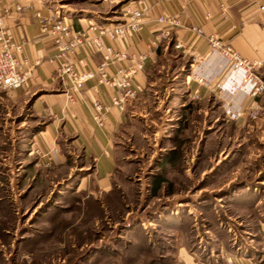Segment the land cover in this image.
<instances>
[{
	"label": "rangeland",
	"instance_id": "1",
	"mask_svg": "<svg viewBox=\"0 0 264 264\" xmlns=\"http://www.w3.org/2000/svg\"><path fill=\"white\" fill-rule=\"evenodd\" d=\"M44 1L79 22L118 14L101 0ZM173 58L187 70V59ZM168 70L157 83L161 104L153 97L147 111L131 110L112 191L97 197L76 190L83 176L42 167L31 150L30 111L6 117L0 264H228L236 256L262 264L264 125H205L201 104L190 99L193 116L176 129L174 97H189ZM174 150L177 159L166 162ZM159 177L167 183L155 195Z\"/></svg>",
	"mask_w": 264,
	"mask_h": 264
},
{
	"label": "crops",
	"instance_id": "2",
	"mask_svg": "<svg viewBox=\"0 0 264 264\" xmlns=\"http://www.w3.org/2000/svg\"><path fill=\"white\" fill-rule=\"evenodd\" d=\"M19 6L21 10H18ZM101 6L113 7L118 14L107 16L110 19L84 18L87 22H79L81 19L61 17L60 11L44 0H0L4 26L13 40L22 44L21 60L24 68L32 71L28 90L16 95L0 90V131L3 121L11 116L13 110L15 113L24 109L30 111L37 123V128L31 129V150L39 156L43 168H63L69 175L83 176L76 180V190L89 189L88 193L94 197L112 191L120 151V133L128 122L131 110L147 111L153 97L155 104H161L157 83L166 67L169 68L166 76L174 74L180 79L178 91L189 97L188 100L180 96L178 93L181 92L175 88L172 90L173 95H179L174 97L179 104L176 129L183 120L185 122L193 116L195 108L187 104L188 101H195L192 96L197 89L199 100L196 101L202 106L197 110L204 113L201 122L205 125L219 121L240 127L252 121L257 126L264 125V96L251 98L245 71L231 65L218 51L211 50L208 41L215 34L242 58L264 61V0H101ZM128 6L144 10V24L125 42L111 41L103 36V43L127 52L129 57H146L145 69L136 78L141 92L136 99L126 103L124 111L118 107L110 109L105 126L99 127L94 119V104H106L120 95L118 90L94 80L74 101H69L66 94L69 83L61 78L59 66L54 61L57 48L53 36L43 30L36 13L39 12L49 22L66 21L74 31L86 33L91 40L99 33L92 25L102 28L119 24L124 20L122 12ZM161 16L177 18L179 26L172 29L170 39L151 48L152 40L164 28L158 22ZM194 28H201L202 35H197ZM175 44H183L185 48L176 50ZM174 54L187 59V70L173 65L176 61ZM104 58L103 50L85 44L72 53L70 62L76 71L96 70ZM132 64L129 58L125 63L110 67L109 72L114 73L116 69ZM260 73L264 78V69ZM196 78L203 79L204 84L198 85ZM210 110L214 113L211 118ZM252 113L256 114L255 119L251 117ZM174 152L169 154L166 162L173 163ZM90 187H93L92 190ZM261 229L264 232V224ZM232 258L234 264H258L247 257Z\"/></svg>",
	"mask_w": 264,
	"mask_h": 264
},
{
	"label": "built area",
	"instance_id": "3",
	"mask_svg": "<svg viewBox=\"0 0 264 264\" xmlns=\"http://www.w3.org/2000/svg\"><path fill=\"white\" fill-rule=\"evenodd\" d=\"M18 10H21L20 6ZM262 10H264V6H262ZM122 13L124 20L119 24L104 26L102 28H99L97 25H92L91 27L98 30L99 33L91 40L86 33L74 31L66 21L49 22L42 18L39 12L36 13V17L40 20L43 30L50 32L53 36V42L57 48L54 61L59 66L61 78L69 83L66 91L69 101H74L85 86L94 80L101 85L118 90L120 94L118 97L112 98L106 104L100 102L94 104V119L99 127L105 126L106 114L110 109L118 107L121 111H124L126 103L129 100L136 99L141 92L139 86L136 85V78L145 69L146 57L144 55L129 57L127 52L118 50L113 46H105L103 43V36H106L111 41L125 42L132 38L145 22L143 9L128 6ZM158 22L163 24L164 28L152 40L150 44L151 48H155L163 40L170 39L172 29L179 26V22L175 17L161 16ZM194 32L197 35H202L203 33L201 28H194ZM208 41L211 50L218 51L231 65L237 66L245 71V80L250 85L251 98L264 96V78L260 73V70L264 69V61H251L242 58L232 47L225 45L215 34L210 36ZM85 44H92L96 49L103 50L105 52V58L96 70L83 69L76 71L70 62L71 55L75 50ZM0 46V90L13 95L28 90L31 84L32 71L26 70L21 60L23 46L15 42L7 32L4 26V18L1 16ZM174 48L180 50L184 49L185 46L183 44H175ZM129 58L133 62L131 66H126L125 68L120 67L114 73L109 72L110 67L120 62L125 63ZM83 65L84 63L81 62V67ZM195 81L198 85L204 84L201 78H196ZM192 99L199 100L198 89L193 92ZM251 117L255 119L256 114L252 113ZM228 264H234V262L229 261Z\"/></svg>",
	"mask_w": 264,
	"mask_h": 264
},
{
	"label": "trees",
	"instance_id": "4",
	"mask_svg": "<svg viewBox=\"0 0 264 264\" xmlns=\"http://www.w3.org/2000/svg\"><path fill=\"white\" fill-rule=\"evenodd\" d=\"M174 154H175V156H174ZM174 154H173V157H175L174 158V160H173V163L175 162V160L177 159L176 158V153L174 152ZM164 183H167V180L165 179V178H163V177H159L157 180H155V182H154V194L156 195L157 193H158V191L162 188V185L164 184ZM96 200V199H95ZM97 202V201H96Z\"/></svg>",
	"mask_w": 264,
	"mask_h": 264
}]
</instances>
